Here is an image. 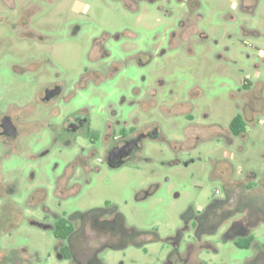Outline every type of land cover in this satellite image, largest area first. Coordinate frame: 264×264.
Returning a JSON list of instances; mask_svg holds the SVG:
<instances>
[{"label":"rangeland","instance_id":"374dc122","mask_svg":"<svg viewBox=\"0 0 264 264\" xmlns=\"http://www.w3.org/2000/svg\"><path fill=\"white\" fill-rule=\"evenodd\" d=\"M5 118L17 136H0V264H76L61 219L86 236L80 263L179 264L193 244L187 264H264V222L242 249L223 238L231 220L200 238L185 220L264 184V0H0ZM131 133L140 148L109 167L105 150ZM99 217L112 221L100 231Z\"/></svg>","mask_w":264,"mask_h":264},{"label":"trees","instance_id":"16d2710c","mask_svg":"<svg viewBox=\"0 0 264 264\" xmlns=\"http://www.w3.org/2000/svg\"><path fill=\"white\" fill-rule=\"evenodd\" d=\"M229 130L234 136H241L245 133V122L242 116L237 115L232 119ZM229 199L230 197L227 194L224 199L213 201L205 210L197 212V215L192 209H189L185 214L186 223L195 218L197 223L195 233L197 238H200L201 233H215L223 224L231 220L228 229L223 235L224 240L233 241L238 248H249L253 241L251 231L260 223L264 222V184L261 182L260 187L253 189L249 188L247 185L244 186L238 199L240 205L232 210L226 209ZM110 213L112 215L115 214V217L120 216L116 213L115 208L110 210ZM238 214H240V216ZM213 216L218 218L216 223L210 221ZM108 221L110 222L111 220ZM54 230L57 239L66 240L68 235L74 230V227L71 224L67 225L66 220L61 219L56 223ZM123 230L128 231L124 227ZM133 232L136 235L140 234L134 229ZM174 245L177 246L178 242L174 243ZM203 246L215 250L211 245L205 244ZM195 251L196 246L193 244H189L186 247L184 255H180L177 250H175V256L179 261L178 263L187 264L188 261L192 259ZM172 263L170 258L165 262V264Z\"/></svg>","mask_w":264,"mask_h":264},{"label":"flooded vegetation","instance_id":"af4514ba","mask_svg":"<svg viewBox=\"0 0 264 264\" xmlns=\"http://www.w3.org/2000/svg\"><path fill=\"white\" fill-rule=\"evenodd\" d=\"M58 93H59V89H56L54 91H47L46 97L44 99L50 100L51 98H54L56 95H58ZM47 96L49 97L48 99H47ZM69 123H70V126L67 127L68 131L72 130L71 129L72 126L77 127L76 129H78L83 125V123L79 122V116L74 117ZM149 135L151 137H155L156 132H151L149 133ZM0 136H4V137H16L17 136V131L15 127L11 124V122L7 118L0 120ZM145 136L146 135L144 133H131L129 137H125L123 134H120L117 137H114L115 143L112 145H109L107 149L105 150L104 159L106 161V164L111 168H115V167H118L124 164L126 161H128V159H130L131 157L135 155V153L140 148V143L142 139H144ZM107 222L109 221L101 219L100 217L96 218V220H94V227L96 228L97 226L98 230L100 231L102 229L99 228V225L100 224L108 225ZM111 222L112 221H110L109 223ZM71 225L74 227V230L72 231L70 235H68L66 239L67 244H68L66 247L67 253L68 252L71 253L73 257V261L76 264H85L86 259L84 260V262L80 263L76 260V256H75V249H76L75 244L76 242H78L79 240L83 238L84 236L83 231L81 230L80 227L76 228V226H74L73 224ZM119 229L123 230V227L121 226L119 227ZM85 237L86 236H84L82 241L85 239ZM64 249L65 248H63V250Z\"/></svg>","mask_w":264,"mask_h":264},{"label":"water","instance_id":"95a60500","mask_svg":"<svg viewBox=\"0 0 264 264\" xmlns=\"http://www.w3.org/2000/svg\"><path fill=\"white\" fill-rule=\"evenodd\" d=\"M49 97L47 96V99H48Z\"/></svg>","mask_w":264,"mask_h":264},{"label":"built area","instance_id":"2783aa9c","mask_svg":"<svg viewBox=\"0 0 264 264\" xmlns=\"http://www.w3.org/2000/svg\"><path fill=\"white\" fill-rule=\"evenodd\" d=\"M217 193V192H216Z\"/></svg>","mask_w":264,"mask_h":264}]
</instances>
